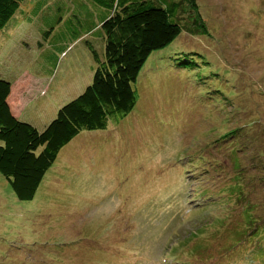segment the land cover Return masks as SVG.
<instances>
[{"label": "rangeland", "instance_id": "374dc122", "mask_svg": "<svg viewBox=\"0 0 264 264\" xmlns=\"http://www.w3.org/2000/svg\"><path fill=\"white\" fill-rule=\"evenodd\" d=\"M195 3L179 21L204 29L152 50L131 110L65 143L31 199L0 172V264H264V0ZM104 13L24 0L0 28V76L35 80L20 118L41 128L91 81Z\"/></svg>", "mask_w": 264, "mask_h": 264}, {"label": "trees", "instance_id": "16d2710c", "mask_svg": "<svg viewBox=\"0 0 264 264\" xmlns=\"http://www.w3.org/2000/svg\"><path fill=\"white\" fill-rule=\"evenodd\" d=\"M22 1L0 0V28ZM92 1L106 8L98 26L103 54L87 40L94 60L92 79L44 126L39 128L12 111L11 81L0 76V172L20 200L34 196L59 149L81 129L105 128L110 116L131 110L137 99L132 83L152 50L173 40L182 27L204 29L199 16L191 26L179 21L180 0ZM187 1L196 8L195 0ZM243 223L246 228L263 229L257 220L253 222L250 211Z\"/></svg>", "mask_w": 264, "mask_h": 264}, {"label": "crops", "instance_id": "0c3cea01", "mask_svg": "<svg viewBox=\"0 0 264 264\" xmlns=\"http://www.w3.org/2000/svg\"><path fill=\"white\" fill-rule=\"evenodd\" d=\"M1 30V29H0ZM28 76H24V75ZM24 75H18L16 79H14L13 82H11V91L8 96V101L10 103L12 111L17 115H21L22 113V107L26 106L28 102L32 99L28 93L31 90L32 87L35 84V80L31 81L33 79L32 75H29L26 73ZM14 83L18 84V87L15 88ZM15 88V89H13ZM48 119V118H46Z\"/></svg>", "mask_w": 264, "mask_h": 264}, {"label": "bare ground", "instance_id": "6f19581e", "mask_svg": "<svg viewBox=\"0 0 264 264\" xmlns=\"http://www.w3.org/2000/svg\"><path fill=\"white\" fill-rule=\"evenodd\" d=\"M184 207V206H183Z\"/></svg>", "mask_w": 264, "mask_h": 264}]
</instances>
